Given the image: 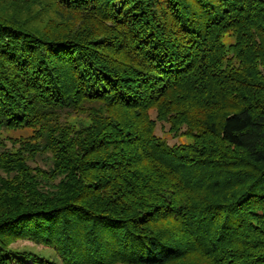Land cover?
<instances>
[{
  "label": "trees",
  "instance_id": "1",
  "mask_svg": "<svg viewBox=\"0 0 264 264\" xmlns=\"http://www.w3.org/2000/svg\"><path fill=\"white\" fill-rule=\"evenodd\" d=\"M191 255L264 264V0H0V264Z\"/></svg>",
  "mask_w": 264,
  "mask_h": 264
},
{
  "label": "rangeland",
  "instance_id": "2",
  "mask_svg": "<svg viewBox=\"0 0 264 264\" xmlns=\"http://www.w3.org/2000/svg\"><path fill=\"white\" fill-rule=\"evenodd\" d=\"M156 113L155 111H151V117L155 119L156 125H155V134L163 139L166 140L169 144H177L183 141H186V136L185 135H179L177 133H174V131L170 130V126L167 122L165 121H160L155 118ZM185 126H182L181 132L185 131ZM29 132V129H17V130H11L9 131L7 135V138H16L18 136L22 135H27ZM7 133V132H6ZM27 133V134H26ZM4 138V137H3ZM3 142L6 144L10 145V142L7 141L5 138L2 139ZM11 247L17 248L20 251H30V252H35L39 253L40 255L44 257H48L51 259H54L56 261H59L56 257L55 251L42 244H36L33 241L29 239H17L16 241L12 242L10 244ZM204 259L199 256V255H191L188 258H185L184 260H179V262L173 263V264H203ZM27 264H34L30 259H27ZM118 264H124V263H118Z\"/></svg>",
  "mask_w": 264,
  "mask_h": 264
}]
</instances>
